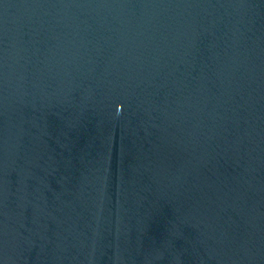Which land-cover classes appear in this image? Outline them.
<instances>
[{
  "label": "water",
  "instance_id": "obj_1",
  "mask_svg": "<svg viewBox=\"0 0 264 264\" xmlns=\"http://www.w3.org/2000/svg\"><path fill=\"white\" fill-rule=\"evenodd\" d=\"M0 264H264V0H0Z\"/></svg>",
  "mask_w": 264,
  "mask_h": 264
}]
</instances>
